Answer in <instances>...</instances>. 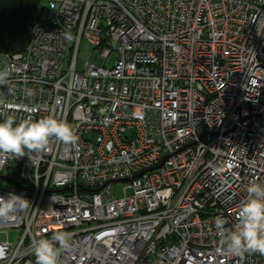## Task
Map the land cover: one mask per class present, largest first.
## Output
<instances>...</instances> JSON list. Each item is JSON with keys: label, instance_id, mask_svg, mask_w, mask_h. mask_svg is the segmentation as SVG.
I'll use <instances>...</instances> for the list:
<instances>
[{"label": "built area", "instance_id": "1", "mask_svg": "<svg viewBox=\"0 0 264 264\" xmlns=\"http://www.w3.org/2000/svg\"><path fill=\"white\" fill-rule=\"evenodd\" d=\"M34 19L0 54V121L52 117L75 140L0 154V196L29 202L0 218V264H36L40 239L58 264H264L215 226L264 183V0H40Z\"/></svg>", "mask_w": 264, "mask_h": 264}, {"label": "clouds", "instance_id": "2", "mask_svg": "<svg viewBox=\"0 0 264 264\" xmlns=\"http://www.w3.org/2000/svg\"><path fill=\"white\" fill-rule=\"evenodd\" d=\"M5 74H0V78ZM49 138L64 143L74 142L75 135L66 122L52 117L33 120L31 117L17 122L12 116L0 121V154L24 156L26 150L45 147ZM246 191V202L238 210V223L225 235V221L217 218L216 228L224 237L222 243L233 253L254 251L264 254V183L251 182ZM28 201L14 193L0 196V218H7L28 206ZM54 240L60 248L69 246V234L56 231ZM58 249L48 239H40L34 249L36 264H58Z\"/></svg>", "mask_w": 264, "mask_h": 264}, {"label": "trees", "instance_id": "3", "mask_svg": "<svg viewBox=\"0 0 264 264\" xmlns=\"http://www.w3.org/2000/svg\"><path fill=\"white\" fill-rule=\"evenodd\" d=\"M40 0H0V54L25 51ZM17 172L11 175L14 181Z\"/></svg>", "mask_w": 264, "mask_h": 264}, {"label": "rangeland", "instance_id": "4", "mask_svg": "<svg viewBox=\"0 0 264 264\" xmlns=\"http://www.w3.org/2000/svg\"><path fill=\"white\" fill-rule=\"evenodd\" d=\"M42 3H44V1H42ZM92 47L87 44L84 40H81L79 48H78V52L76 55V61H75V70L77 72H82L83 68H84V63L87 60L89 54L92 53ZM115 56L111 55V57L109 58L108 61V65H111L114 62ZM103 63V60L98 58L95 60L94 65L100 67ZM0 186L2 187V189L7 190L9 188V183L7 182H1L0 181ZM113 189H114V194L117 198L122 196V184L121 183H114L113 184ZM14 232H9L8 233V238L12 241L14 238Z\"/></svg>", "mask_w": 264, "mask_h": 264}, {"label": "water", "instance_id": "5", "mask_svg": "<svg viewBox=\"0 0 264 264\" xmlns=\"http://www.w3.org/2000/svg\"><path fill=\"white\" fill-rule=\"evenodd\" d=\"M140 175H137L136 177H139ZM0 180H5V177L0 176Z\"/></svg>", "mask_w": 264, "mask_h": 264}]
</instances>
